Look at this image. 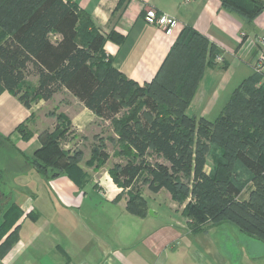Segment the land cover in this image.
I'll use <instances>...</instances> for the list:
<instances>
[{
    "label": "crops",
    "instance_id": "crops-1",
    "mask_svg": "<svg viewBox=\"0 0 264 264\" xmlns=\"http://www.w3.org/2000/svg\"><path fill=\"white\" fill-rule=\"evenodd\" d=\"M73 1L105 36L103 50L112 64L140 84L154 78L185 26L206 35L220 53L214 65L205 66L186 109L190 116L214 121L246 79L260 75L264 82V45L258 42L264 37V9L248 19L224 8L222 0ZM147 8L174 17L177 23L170 33L144 20ZM2 36L0 28V40ZM37 84L38 78L31 88ZM50 102L55 105L50 113L69 119L72 140H93L99 134L98 124L108 122L66 88L50 100H36L31 108L1 88L0 136L7 141L0 138V146L15 143L19 157L6 165L0 162V190L8 197L0 209V264H264L256 241L246 239L237 252L230 246L228 253L213 229L192 231L184 205L166 189L150 195L168 192L170 204L164 214L150 204L146 186V214L130 212L127 194L118 197L123 189L110 176L107 164L99 170L81 165L86 176L80 181L66 173L45 177L27 164L24 156L31 159L41 147L38 129L46 124L38 118L33 122L34 106ZM49 118L51 124L47 121L45 127L51 128L56 120ZM36 121L41 125L34 130L32 125L29 139L16 130L21 123ZM13 205L16 208L6 215ZM7 218L13 222L6 230Z\"/></svg>",
    "mask_w": 264,
    "mask_h": 264
},
{
    "label": "trees",
    "instance_id": "trees-1",
    "mask_svg": "<svg viewBox=\"0 0 264 264\" xmlns=\"http://www.w3.org/2000/svg\"><path fill=\"white\" fill-rule=\"evenodd\" d=\"M222 5L248 19H254L264 9L261 0H222ZM0 28L3 32L0 90H9L31 108L36 100H50L66 88L97 116L114 122L115 132L130 157L108 172L123 189L118 197L127 194L130 212L146 214L145 186L154 193L166 189L178 204L190 193L192 202L183 211L192 231L207 229L203 223L210 217L217 224L232 222L242 232L264 241V155L263 158L257 156L245 143L238 141L232 152L226 151L229 159L250 172L255 183L248 197L241 200L238 182L221 179L217 168L206 171V149L193 147L191 126L199 121L223 133L235 131L238 122L230 107L240 89L248 84L254 93L247 107L254 118L251 127L256 134L254 142L264 137L262 76L246 79L234 91L219 117L209 121L188 115L186 109L205 66L215 64L220 50L193 26L182 29L154 78L144 84L129 78L112 64L103 50L105 36L90 14L73 0H0ZM31 74L38 78L33 88L26 85ZM24 85L26 88L22 89ZM125 109L130 115L121 117ZM50 114L57 117V127L41 133V147L31 159L24 156L25 161L45 177L66 173L80 181L86 173L79 163L62 162L59 158V153H63L58 140L66 131H71L70 121L63 113ZM188 123L189 132L185 129ZM25 127L26 124L21 123L16 130L29 139L32 133ZM242 133L246 135L248 130ZM0 138L7 141L5 137ZM261 144L264 147V138ZM152 151L163 161L149 162ZM120 152L125 153L122 149ZM93 153L99 160L88 166L99 170L110 154L98 149ZM186 178L191 186L184 181ZM6 199L7 195L0 190V209L6 205ZM14 208V205L10 207L6 215ZM19 213L17 211L14 219ZM12 220L6 219V230Z\"/></svg>",
    "mask_w": 264,
    "mask_h": 264
},
{
    "label": "rangeland",
    "instance_id": "rangeland-1",
    "mask_svg": "<svg viewBox=\"0 0 264 264\" xmlns=\"http://www.w3.org/2000/svg\"><path fill=\"white\" fill-rule=\"evenodd\" d=\"M36 80L37 77L31 74L26 81V85L29 84L30 86H32ZM258 86H256L257 89L260 88ZM250 87L251 85L248 84L242 87L235 100L231 104L230 112L234 113L238 122V128H236L235 131L223 133L218 131L214 126L210 124H202L199 121L191 125L193 128V147H204L206 149V169L212 172L215 168H217V175L221 179H232L238 182L241 187V200H244L248 197L249 192L252 191L251 189L255 188V183L250 172L240 164H237L236 161L234 162L229 159L228 156L225 155V153L226 151L228 152V149L232 152L233 145L236 141H238L241 143H245V145L251 152L263 158L264 147L262 146L261 142L264 137H260L254 142L255 139L253 137H255L256 134L254 128H251L254 118L250 115V111L247 108L251 97H253L254 95ZM54 106V102H50L48 104H36L34 106L33 122L37 118L44 119L46 121L45 126H48L47 121H50L51 124V120L49 117H52L54 120H56V122L54 121L51 128L45 126L40 127L38 130H41V133L53 131L58 125L57 117L55 116V114L51 115L49 112L50 110L54 109ZM89 115H87L86 117H91ZM129 115L130 111L128 109H125L121 117H127ZM32 125L34 130L41 124L40 121L39 123L38 121H36V124L28 123L25 127L27 131L32 132ZM98 125L99 127L96 131H99V134L96 135V138H94L93 140H83L82 138H80L79 140H72L70 139V137L73 135V131H66L64 137L58 140V147L63 153H59V158L61 159V161L66 162L72 160V162H78L80 166H88L89 164H94L99 160V158H94V149H98V151L105 150L110 154L109 160L105 163L107 164V167H109V170L113 168L115 164L124 162L128 157H130L128 150L124 148V144L121 143L118 134L115 132L114 122L108 120V122L103 121ZM185 129L189 132V123L186 125ZM245 129L248 130V133L246 135L242 133V131ZM233 133H235V135ZM247 135H250L251 137H248ZM100 136L101 138L99 139ZM99 142L104 143V145H98ZM16 147L17 145H15V143L14 146H11L9 144H5L2 147L0 146V162L2 164L6 165V163L11 162L12 160L15 161V159L19 157ZM121 149L124 150L125 153L121 154ZM152 153L153 156L149 158V162L155 163L157 161H161L162 158L157 156L155 152L152 151ZM184 181H186V183L191 186L188 178L184 179ZM144 189H146V187ZM164 191L165 192H162L159 195H153V197H155L156 199L155 201H153V197L150 198L152 192H150L149 194L146 193L145 195L148 198L150 204H153L155 206V210H160L163 214L168 210V205L170 204V196L166 190ZM191 202L192 197L189 193L184 202L180 203L179 205H184L185 209L186 206H190ZM203 227L213 229L221 244L227 247L228 253L230 252V246H232V248H234L237 252L240 247L239 244L244 243L246 242V239H249V241H256L258 243L256 252H259L260 256L264 257V241L253 236H251V238H247L250 235L247 236L248 234L246 235V233L242 232L232 222L224 221L217 224L212 219H210V217H207L203 223Z\"/></svg>",
    "mask_w": 264,
    "mask_h": 264
},
{
    "label": "built area",
    "instance_id": "built-area-1",
    "mask_svg": "<svg viewBox=\"0 0 264 264\" xmlns=\"http://www.w3.org/2000/svg\"><path fill=\"white\" fill-rule=\"evenodd\" d=\"M144 20L152 25H155L163 30H165L167 33H170L172 28L175 26L177 21L174 19V17L161 13L158 11H155L154 9L147 8L145 10L144 14ZM258 42L261 45H264V37H259ZM218 60H221V56L219 55L217 57ZM264 61V56H262V60Z\"/></svg>",
    "mask_w": 264,
    "mask_h": 264
}]
</instances>
